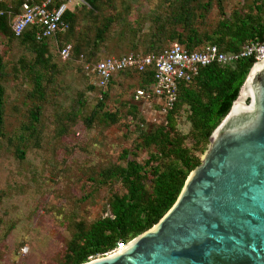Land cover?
<instances>
[{"label":"rangeland","instance_id":"rangeland-1","mask_svg":"<svg viewBox=\"0 0 264 264\" xmlns=\"http://www.w3.org/2000/svg\"><path fill=\"white\" fill-rule=\"evenodd\" d=\"M198 1L209 5L194 9L201 16L191 29L212 35L218 21L244 13L252 0ZM94 3L67 0L73 13L69 29L48 42L51 59L39 68L32 47L0 33V264H63L74 234L108 216L110 196L125 191L117 179L100 174L126 160L143 165L158 152L143 139L164 121L148 104L130 103L136 78L114 77L98 109L88 88L93 87L89 68L99 59L145 53L150 41L161 48L176 43L168 35L182 30L170 20L180 0ZM64 41L72 53L60 60L55 49ZM35 73L41 76L39 99L33 92ZM131 105L134 115L127 112ZM34 109L38 119L31 123L28 114ZM101 112L115 113L116 121H103ZM175 133L200 160L208 142H198L183 114L176 117ZM166 161L161 157L157 166ZM150 180L147 170V190Z\"/></svg>","mask_w":264,"mask_h":264},{"label":"trees","instance_id":"trees-1","mask_svg":"<svg viewBox=\"0 0 264 264\" xmlns=\"http://www.w3.org/2000/svg\"><path fill=\"white\" fill-rule=\"evenodd\" d=\"M61 1L54 0L52 9ZM86 1L94 5L96 0ZM206 3L201 4L198 0H180V3L172 11L170 20L174 25H179L182 30L180 33L172 31L174 33L168 35L170 40L176 42L170 45L177 44L187 51L199 50L206 45H215L221 52H235L244 43L261 41L264 38V0H252L244 13H233L231 19L223 18L218 21L212 35H199L191 29L192 20L201 16L200 13L195 16L194 9L201 8L203 5L208 6L209 2ZM1 9L3 10L4 7L0 4ZM72 14L69 8L63 14L62 19L66 22L64 31H59L52 38L39 42L33 39V30L31 29H27L20 37H14L9 29L6 15L0 16V33H7L18 39L20 43L32 47L35 54L32 61L39 68V66H45L51 59L48 42L57 41L68 31L67 28L73 19ZM204 40L209 42L202 43ZM64 44L71 46L66 41L61 43L55 49V56L58 59H60L58 50ZM167 47L161 48L150 41L145 53L135 55L157 53ZM70 53H72V46ZM253 63L254 61L250 58L239 59L233 65L227 66L211 63L199 68L189 83L180 86L173 107L162 115L163 125L154 129L150 135L143 139L146 145L157 146L158 152L155 151L149 155L143 165L126 160L123 167L115 166L113 169H106L100 174L104 180L117 179L124 186L125 191L122 195L110 196L106 204L108 216L93 221L87 229H79L74 234L75 240L67 245V254L63 264H83L97 257H102L113 250L117 244L125 245L149 229L166 213L177 198L189 172L199 164V159L191 155L181 145L182 137L175 133L177 115H184L185 120L189 122L193 132L196 133L198 142L207 143L212 130L227 114ZM117 76L122 78L135 77V89L145 88L152 84L151 71H124L115 74L103 89L88 87L95 93L98 109H102L108 88L111 86L113 78ZM33 78L37 87L33 92L39 99L42 96L39 84L41 76L35 73ZM1 96L2 88L0 86V105ZM130 101L132 104L139 103L134 102L131 96ZM128 107L127 112L134 115L135 106ZM155 108L157 107L155 106ZM37 113V109L29 111L28 118L31 123L37 121ZM101 117L103 121L109 123L116 121L115 113L101 112ZM19 156L21 157L22 153H19ZM161 157L167 158V161L163 165L157 166ZM147 170L151 173L148 190L144 188Z\"/></svg>","mask_w":264,"mask_h":264},{"label":"water","instance_id":"water-1","mask_svg":"<svg viewBox=\"0 0 264 264\" xmlns=\"http://www.w3.org/2000/svg\"><path fill=\"white\" fill-rule=\"evenodd\" d=\"M207 142L153 226L83 264H264V59Z\"/></svg>","mask_w":264,"mask_h":264},{"label":"built area","instance_id":"built-area-1","mask_svg":"<svg viewBox=\"0 0 264 264\" xmlns=\"http://www.w3.org/2000/svg\"><path fill=\"white\" fill-rule=\"evenodd\" d=\"M53 1L0 0V4L4 7L0 10V16H7L9 29L14 37H20L27 29H31L33 39L39 42L52 38L57 32L66 29V22L62 17L68 10L67 0H62L52 9ZM70 50L69 44L61 46L58 50L59 58L67 59ZM248 58L254 63L264 59V38L261 41L244 43L235 52H221L215 45H206L199 50L187 51L182 46L172 44L157 53L103 58L91 65L89 74L93 79L92 86L103 89L115 74L124 71H151L152 84L135 89L132 100L146 103L156 109L160 115H164L173 107L180 86L189 83L199 68L211 63L221 66L233 65L239 59ZM124 246L117 244L104 256Z\"/></svg>","mask_w":264,"mask_h":264},{"label":"bare ground","instance_id":"bare-ground-1","mask_svg":"<svg viewBox=\"0 0 264 264\" xmlns=\"http://www.w3.org/2000/svg\"><path fill=\"white\" fill-rule=\"evenodd\" d=\"M107 256V255H106Z\"/></svg>","mask_w":264,"mask_h":264}]
</instances>
